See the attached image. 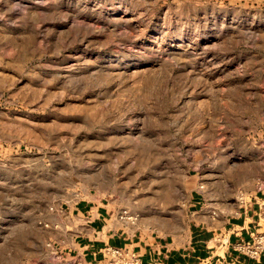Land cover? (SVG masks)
I'll return each mask as SVG.
<instances>
[{
  "label": "rangeland",
  "instance_id": "1",
  "mask_svg": "<svg viewBox=\"0 0 264 264\" xmlns=\"http://www.w3.org/2000/svg\"><path fill=\"white\" fill-rule=\"evenodd\" d=\"M260 167L264 0H0V264H84V199L167 232Z\"/></svg>",
  "mask_w": 264,
  "mask_h": 264
},
{
  "label": "crops",
  "instance_id": "2",
  "mask_svg": "<svg viewBox=\"0 0 264 264\" xmlns=\"http://www.w3.org/2000/svg\"><path fill=\"white\" fill-rule=\"evenodd\" d=\"M260 169L261 176L250 174L239 185L206 175L201 179L204 188L190 194L187 222L167 232L127 228L113 219L103 201L84 199L72 209L84 224L70 253L84 264H106V246L129 248L140 255L142 264H215L218 257L235 264H264V254L253 259L236 249L237 243L252 241L255 232L264 230V192L256 184L264 178V168Z\"/></svg>",
  "mask_w": 264,
  "mask_h": 264
},
{
  "label": "built area",
  "instance_id": "3",
  "mask_svg": "<svg viewBox=\"0 0 264 264\" xmlns=\"http://www.w3.org/2000/svg\"><path fill=\"white\" fill-rule=\"evenodd\" d=\"M258 189L264 192V181L260 182ZM243 201V196L240 197ZM236 249L242 254L249 256L253 259H258L264 254V230L258 231L253 234L252 241H241L236 244ZM106 264H142L141 257L138 253L130 250L129 248H119L113 246H106L103 250ZM79 264H82L79 262ZM215 264H235L234 261H226L222 257H218ZM253 264V263H245Z\"/></svg>",
  "mask_w": 264,
  "mask_h": 264
}]
</instances>
